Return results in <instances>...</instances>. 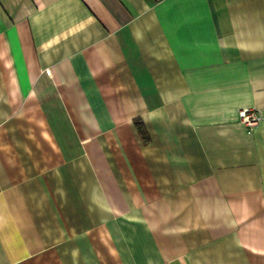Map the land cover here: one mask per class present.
<instances>
[{
	"label": "crops",
	"instance_id": "crops-1",
	"mask_svg": "<svg viewBox=\"0 0 264 264\" xmlns=\"http://www.w3.org/2000/svg\"><path fill=\"white\" fill-rule=\"evenodd\" d=\"M0 264H264V0H0Z\"/></svg>",
	"mask_w": 264,
	"mask_h": 264
},
{
	"label": "built area",
	"instance_id": "built-area-1",
	"mask_svg": "<svg viewBox=\"0 0 264 264\" xmlns=\"http://www.w3.org/2000/svg\"><path fill=\"white\" fill-rule=\"evenodd\" d=\"M237 115L249 132L253 131L255 126H257L262 119V116L256 108H241L238 110Z\"/></svg>",
	"mask_w": 264,
	"mask_h": 264
},
{
	"label": "trees",
	"instance_id": "trees-1",
	"mask_svg": "<svg viewBox=\"0 0 264 264\" xmlns=\"http://www.w3.org/2000/svg\"><path fill=\"white\" fill-rule=\"evenodd\" d=\"M137 127H138V130H139V133H143V126H142V124L137 123Z\"/></svg>",
	"mask_w": 264,
	"mask_h": 264
}]
</instances>
